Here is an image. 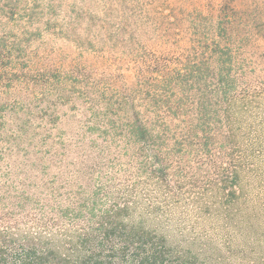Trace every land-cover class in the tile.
Segmentation results:
<instances>
[{
	"label": "rangeland",
	"instance_id": "1",
	"mask_svg": "<svg viewBox=\"0 0 264 264\" xmlns=\"http://www.w3.org/2000/svg\"><path fill=\"white\" fill-rule=\"evenodd\" d=\"M219 23L264 36V0H0V264H251L226 200L206 217L168 193L193 156L163 173L110 126L153 114L156 60L206 51Z\"/></svg>",
	"mask_w": 264,
	"mask_h": 264
},
{
	"label": "trees",
	"instance_id": "2",
	"mask_svg": "<svg viewBox=\"0 0 264 264\" xmlns=\"http://www.w3.org/2000/svg\"><path fill=\"white\" fill-rule=\"evenodd\" d=\"M216 29L218 38L213 35L206 51L198 50L188 59L178 57L171 64L156 60L153 68L161 77L156 87L162 94L156 96L153 114H124L116 122L113 118L110 126L124 120L121 127L128 141L141 148L149 145L150 157L163 173L178 159L175 149L193 156L196 162L183 154L174 160L186 171L177 176L178 182L166 186L168 193L175 196L177 190L198 201L197 208L206 217L211 208L217 209L216 200H226L224 206L236 219L231 220L246 237L251 264H264V220L259 218L264 214L250 200L249 189L253 180L264 186V57L254 60L264 36L231 34L221 23Z\"/></svg>",
	"mask_w": 264,
	"mask_h": 264
}]
</instances>
